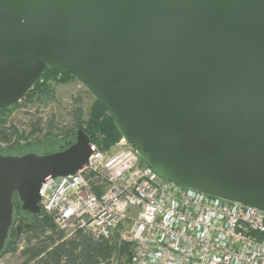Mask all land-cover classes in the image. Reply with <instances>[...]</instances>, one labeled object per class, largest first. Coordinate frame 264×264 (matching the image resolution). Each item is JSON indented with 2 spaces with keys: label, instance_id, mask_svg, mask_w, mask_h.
Returning <instances> with one entry per match:
<instances>
[{
  "label": "water",
  "instance_id": "95a60500",
  "mask_svg": "<svg viewBox=\"0 0 264 264\" xmlns=\"http://www.w3.org/2000/svg\"><path fill=\"white\" fill-rule=\"evenodd\" d=\"M45 67L79 79L165 180L264 210V0H0V110ZM94 152L0 155V253L13 196L39 216L48 176Z\"/></svg>",
  "mask_w": 264,
  "mask_h": 264
},
{
  "label": "built area",
  "instance_id": "2783aa9c",
  "mask_svg": "<svg viewBox=\"0 0 264 264\" xmlns=\"http://www.w3.org/2000/svg\"><path fill=\"white\" fill-rule=\"evenodd\" d=\"M79 171L48 176L41 209L78 231L130 246L128 264H264V210L165 180L121 137Z\"/></svg>",
  "mask_w": 264,
  "mask_h": 264
},
{
  "label": "trees",
  "instance_id": "16d2710c",
  "mask_svg": "<svg viewBox=\"0 0 264 264\" xmlns=\"http://www.w3.org/2000/svg\"><path fill=\"white\" fill-rule=\"evenodd\" d=\"M75 77L63 69L45 67L36 85L21 100H30L34 96L53 98V83L66 82ZM19 101V102H21ZM17 102L15 105H17ZM0 110V155H12L18 152L23 155L29 152L38 154V149L47 140H60L63 144L59 150L69 147L76 141L77 132L83 130L100 149H108L121 137L107 108L96 97L86 112L83 99L73 97L69 111V121L62 123L55 115L46 120L43 117L33 119L30 131H20L8 121L7 113L15 106ZM32 138L36 139L35 141ZM25 140L22 143V141ZM43 146V145H42ZM37 147V149H35ZM58 150V151H59ZM14 217L0 257L7 251H19L24 258L22 264H128L131 250L128 243L120 240L119 233L112 237L96 238L90 233L78 231L75 235L65 238L53 219L41 212L34 216L22 209V202L15 193L13 196Z\"/></svg>",
  "mask_w": 264,
  "mask_h": 264
},
{
  "label": "rangeland",
  "instance_id": "374dc122",
  "mask_svg": "<svg viewBox=\"0 0 264 264\" xmlns=\"http://www.w3.org/2000/svg\"><path fill=\"white\" fill-rule=\"evenodd\" d=\"M80 96L83 99V107L89 111L95 96L94 94L76 77L70 78L66 82L53 83V98L49 96H34L30 100L19 102L7 113L8 121L16 125L20 131H30L33 119L43 117L48 120L55 115L58 121L66 123L69 121V111L72 108L73 97ZM36 143V139L32 138ZM25 140L22 141V143ZM48 142L39 146L40 152H56L63 144L60 140H47ZM37 149V147H35ZM12 155H19L12 152ZM24 258L19 251H7L0 257V264H22Z\"/></svg>",
  "mask_w": 264,
  "mask_h": 264
}]
</instances>
